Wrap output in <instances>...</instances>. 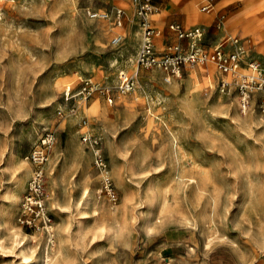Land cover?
Instances as JSON below:
<instances>
[{
	"label": "rangeland",
	"instance_id": "rangeland-1",
	"mask_svg": "<svg viewBox=\"0 0 264 264\" xmlns=\"http://www.w3.org/2000/svg\"><path fill=\"white\" fill-rule=\"evenodd\" d=\"M155 2L152 19L163 31L158 50L188 48L169 29L177 22L202 27L208 52L228 37L250 39L240 73L251 60L264 64V0ZM209 2L212 12H202ZM137 7L132 0H0V264H35L44 247L53 264H264L256 242L264 235V92L255 90L243 114L236 78L212 63L187 66L172 82L160 70L138 67ZM190 15L204 20L190 22ZM225 48L234 49L231 42ZM120 72L137 83L124 96L117 92ZM86 80L95 88L87 98L79 95ZM222 80L233 82L231 93L222 92ZM47 132L56 137L46 164L51 233L18 223L34 168L27 156ZM85 134L100 140L116 204L101 190ZM19 160L29 169L23 182ZM216 209L208 231L204 222ZM14 233L28 235L23 253Z\"/></svg>",
	"mask_w": 264,
	"mask_h": 264
},
{
	"label": "built area",
	"instance_id": "built-area-1",
	"mask_svg": "<svg viewBox=\"0 0 264 264\" xmlns=\"http://www.w3.org/2000/svg\"><path fill=\"white\" fill-rule=\"evenodd\" d=\"M137 4V13L141 18L143 34L141 44L137 54V65L151 70H160L164 73V80L172 82L182 77L184 68L194 65H206L212 63L218 71L223 74H231L234 81L238 98L239 108L246 114L253 102L255 90L264 89V64L258 60H251L248 63V72L240 73L239 70L244 65V58L247 47L238 36L228 37L226 41L217 46L213 51H205L202 47L205 31L202 27L190 29L183 28L179 23L173 22L169 25L178 38L189 42L188 48L183 44L167 46L164 50L156 48V39L163 35V32L154 26L152 15L156 13L157 7L152 0H132ZM214 9L212 3H207L201 7L202 12L209 13ZM124 11L118 9L116 17L118 24L122 25ZM100 18L106 14L99 15ZM224 16L219 21V26L223 25ZM119 36L113 39V43H119ZM231 42L234 47L229 51L225 44ZM137 83L134 76L122 72L119 76L117 92L120 96L132 93L136 89ZM233 82L222 80L221 90L224 93H231ZM95 88L90 80L83 81L79 95L89 97ZM72 86L68 85L65 90L66 101H71L75 95L72 94ZM109 90L106 91L107 95ZM108 100L113 102V98L108 96ZM264 105V97H263ZM75 112V108L71 109ZM56 137L53 132H47L27 156V160L33 165V173L28 182L26 194L20 205L18 223L22 228L34 231H45L51 233L53 230V217L49 211L46 193V164L55 145ZM84 142L91 148L93 153L94 168L101 176L102 192L109 198L111 203L118 202V193L114 180L110 173L108 161L103 153L100 140L91 134L83 136Z\"/></svg>",
	"mask_w": 264,
	"mask_h": 264
},
{
	"label": "bare ground",
	"instance_id": "bare-ground-1",
	"mask_svg": "<svg viewBox=\"0 0 264 264\" xmlns=\"http://www.w3.org/2000/svg\"><path fill=\"white\" fill-rule=\"evenodd\" d=\"M103 14V13H102ZM192 17V16H191ZM110 25H112V22H108ZM118 53V52H117ZM121 73V72H120ZM193 73V72H192ZM193 75V74H192ZM173 87H175V86H173ZM150 124H153L155 121H154V119L153 118H150ZM166 123V122H165ZM166 126H167V128H168V130H170V132H172V138H173V140H174V142H175V140H176V135L173 133V130H172V128L168 125V123H166ZM60 152H58L57 151V154L58 155H60L59 154ZM57 161V159H55L54 160V162H56ZM17 162V161H16ZM19 163L17 164V166H16V173L18 174V173H21V175H20V177L22 178V182L23 181H25V179H27V177L29 176V169L26 167V166H23V165H21V160H19L18 161ZM54 170V169H53ZM58 177H59V169H58V171L54 174V180L55 181H57V179H58ZM54 181V182H55ZM198 185V189H200V191H201V187H200V183H198L197 184ZM15 192V191H14ZM8 194V193H7ZM16 196H17V193H16ZM13 203V202H12ZM82 204V203H81ZM165 211H161V215H162V213H164ZM85 212L83 211V210H80V212H79V214L80 215H82V214H84ZM207 213V212H206ZM204 215H205V213H204ZM218 215H219V211H218V209H216V210H214V213H213V215H211V216H209L210 217V219L208 220V221H205L204 223L206 224V227L208 228V231H213L214 230V227L216 226V224H217V217H218ZM208 216V215H207ZM204 217L205 216H203V217H200V219H198V220H195L194 222H193V226H199V224H200V221H201V218H202V222H203V219H204ZM164 219H161L160 221L162 222ZM189 221V220H188ZM162 224V223H161ZM81 228H82V224H81V221H79V224H78V228H77V230H76V232H75V234H76V236L79 234V230H81ZM24 234V233H23ZM27 236L28 235H22V234H20V233H14L13 235H12V242H13V245H16V246H19L20 248H22L21 249V251H22V253H23V251H25V249H26V247H27V244H26V238H27ZM256 242H257V244L259 245V248L260 249H264V235H257V238H256ZM11 244V243H10ZM15 247V246H14ZM16 248V247H15ZM30 250V249H29ZM27 251V250H26ZM32 252V251H31ZM31 252H28V253H31ZM42 252V255H41V257L38 259V260H36L35 261V264H45V263H48V264H53V261H49V252H48V249H46L45 247L43 248V250L41 251ZM25 254V253H24ZM57 255V254H56ZM25 256L27 257V255L25 254ZM29 256H30V254H29ZM241 256H242V258H243V254L241 253ZM27 258H29V257H27ZM25 259V258H24ZM55 259H56V257H55Z\"/></svg>",
	"mask_w": 264,
	"mask_h": 264
},
{
	"label": "crops",
	"instance_id": "crops-1",
	"mask_svg": "<svg viewBox=\"0 0 264 264\" xmlns=\"http://www.w3.org/2000/svg\"><path fill=\"white\" fill-rule=\"evenodd\" d=\"M194 1H197V0H194ZM211 3V2H210ZM153 4L157 7V11H156V13L158 12V10H159V6L157 5V2H155V0H153ZM195 12H198V10H196ZM212 12V11H211ZM210 13V12H209ZM155 16H157V19H159V17H160V15H155ZM191 16V15H190ZM190 16L188 17V20L190 21V22H202L203 20H204V18L201 16V15H192V17L190 18ZM156 20V19H155ZM196 20V21H195ZM171 23H173V22H171ZM170 23V24H171ZM177 23V22H176ZM153 24H154V26L155 27H157L156 25H155V23H154V19H153ZM217 24H219V21H218V23ZM223 26V25H222ZM222 26H219V25H217V28H222ZM247 26V25H246ZM157 28H159V27H157ZM160 29V28H159ZM170 29V28H169ZM161 30V29H160ZM162 31V30H161ZM163 32V31H162ZM132 33V32H131ZM158 38H160V37H158ZM243 41H244V45L247 47V49H249L250 48V46H252V41L249 39H242ZM137 42H134V44H136ZM174 90H176V89H173L172 91H174ZM263 92H264V89H263Z\"/></svg>",
	"mask_w": 264,
	"mask_h": 264
}]
</instances>
